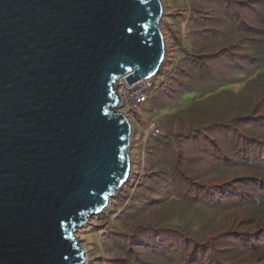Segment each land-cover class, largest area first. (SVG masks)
Returning a JSON list of instances; mask_svg holds the SVG:
<instances>
[{"label":"water","instance_id":"water-1","mask_svg":"<svg viewBox=\"0 0 264 264\" xmlns=\"http://www.w3.org/2000/svg\"><path fill=\"white\" fill-rule=\"evenodd\" d=\"M162 0H0V264H88L75 232L129 180L115 82L166 56Z\"/></svg>","mask_w":264,"mask_h":264},{"label":"trees","instance_id":"trees-1","mask_svg":"<svg viewBox=\"0 0 264 264\" xmlns=\"http://www.w3.org/2000/svg\"><path fill=\"white\" fill-rule=\"evenodd\" d=\"M162 1L166 56L142 110L154 127L149 152L163 146L165 163L126 189L132 158L129 180L88 220L105 228L86 247L88 264H141L126 247L142 264H264V0H183L176 13ZM168 99V118L150 110Z\"/></svg>","mask_w":264,"mask_h":264},{"label":"rangeland","instance_id":"rangeland-1","mask_svg":"<svg viewBox=\"0 0 264 264\" xmlns=\"http://www.w3.org/2000/svg\"><path fill=\"white\" fill-rule=\"evenodd\" d=\"M169 2H170V4L172 3V6L170 9L172 10L173 13L179 12L180 10L182 11V7L179 5V3L181 4L183 2V0H169ZM188 16H189V13H188ZM185 22L186 21H184L182 26H181L182 34L184 33ZM214 32L218 33L216 30L213 31V33ZM152 80L154 81L155 84H158L160 81V76L156 75L152 78ZM206 84L209 85L210 81H207ZM241 85L242 84H234L235 91H237ZM166 101H167V103H165ZM162 103H165V104H162ZM176 103H177V100H169V99L165 100L164 102L156 101L154 103H151L152 108L150 110L151 111L153 110L155 115L157 114L160 117L168 118V114L171 113V110H172V105H176ZM122 109H123V111L124 110L127 111L126 113L129 115V118L133 123V129H134V134L132 137L130 152H131V157L134 160V163H136L133 165V167H135V165H136V168L138 169V171H137V174L135 175V180L133 179L132 184H130L129 187L126 188V189H128V188L134 189V188H137L136 183L138 181V178L142 174L149 172V170H152L155 167H157V169H155V170L162 171L163 165L165 163L163 158L164 157L166 158V151H164L163 146L153 145V150L155 151L154 156H152V152L151 153L149 152V151H152V148L149 145L148 141H149V136L151 135L152 131L154 130V127L152 126L153 124H151L152 119L150 118V113L148 111H146L145 108L143 110H141V112H136V113L129 106H125ZM172 153H174V151H172ZM169 159H170V156L167 158V160H169ZM205 163L206 162H203L199 166L205 167ZM207 164H209L208 161H207ZM167 166L170 167L172 165L169 164ZM193 169L194 170H192L191 174L198 177L197 174H195V173H199V171H200L199 168H197V166L195 165L193 167ZM160 171H158L156 175L161 176L163 174V172H160ZM156 175L154 174L153 176H156ZM218 175H219V173H217L215 171L207 172L206 174H204L203 180L209 179L210 182H213L218 177ZM149 176H152V175H149ZM207 183H209V182H207ZM165 185H166L165 183H161V185L155 184L154 187H156L157 189H162L165 192V189L167 188ZM124 193H127V192H124ZM127 195H128L127 196L128 198H131V193H128ZM123 201H125V198L123 199ZM129 206L130 205H128L127 203L123 204V207H125L124 209H127ZM116 214L117 213H114L113 217ZM120 214H121V212H120ZM144 219H147V218L143 217L141 220H144ZM104 229L105 228L103 226H101V227L100 226H88L87 227V224H85L82 227L78 228V230L75 232V234H76L77 239H80L79 241H80L81 245L86 249V247L89 248V246H93L94 245L93 243L100 244L99 241L102 237V232L104 231ZM82 230H84V231H82ZM80 231H82V232H80ZM121 235H123V234H121ZM101 248H103V246H101ZM140 250H142V249H140ZM139 254H141V253H137L134 250V248H130V247L124 248V251H123L124 257L139 260V261H141V264H142L143 261L138 257Z\"/></svg>","mask_w":264,"mask_h":264},{"label":"built area","instance_id":"built-area-1","mask_svg":"<svg viewBox=\"0 0 264 264\" xmlns=\"http://www.w3.org/2000/svg\"><path fill=\"white\" fill-rule=\"evenodd\" d=\"M115 87L120 96V109L129 106L135 112H141L144 102L154 87V82L150 78L139 79L134 83H127L124 78H120L115 82ZM124 111L127 112L126 110Z\"/></svg>","mask_w":264,"mask_h":264},{"label":"clouds","instance_id":"clouds-1","mask_svg":"<svg viewBox=\"0 0 264 264\" xmlns=\"http://www.w3.org/2000/svg\"><path fill=\"white\" fill-rule=\"evenodd\" d=\"M129 116V115H128Z\"/></svg>","mask_w":264,"mask_h":264}]
</instances>
